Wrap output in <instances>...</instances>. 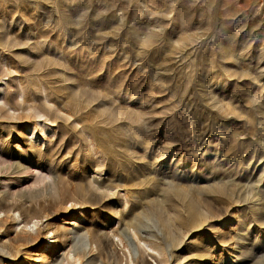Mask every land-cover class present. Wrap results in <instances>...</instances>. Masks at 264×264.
Masks as SVG:
<instances>
[{
  "label": "rangeland",
  "instance_id": "rangeland-1",
  "mask_svg": "<svg viewBox=\"0 0 264 264\" xmlns=\"http://www.w3.org/2000/svg\"><path fill=\"white\" fill-rule=\"evenodd\" d=\"M9 1L0 0V40L18 36L23 43L1 48L10 49V55H3L13 59L19 71L7 73L0 57L1 97H14L17 76L36 97L39 77L47 87L64 88L55 98L60 107L64 92L78 94V85L93 84L88 89L97 93L89 91L94 100L86 105H65L71 114L77 110L72 117L89 112V122L75 126L70 120L66 124L73 129L53 123L51 141L36 145L48 165L38 166L26 157L25 173L19 176L2 170L15 151L36 147L18 138L8 143L4 133H19L25 126L9 109L13 118L0 126V203L4 199L21 208L32 203L38 208L56 205L60 198L66 202L71 193L62 183L70 178L86 183L91 177L115 189L110 198L81 205L77 220L71 212L51 211L52 243L41 239L29 246L24 264H63L66 252L81 255L79 264H127L137 259L134 231L163 237L157 217L146 213L150 205L161 204L170 218L179 211L167 199L171 186L186 189L200 206L208 202L209 207L202 206L208 219L199 226L172 227L177 243H168L167 264H264V0ZM81 125L95 133L92 139L100 145L95 141L94 148L98 145L97 152L105 155H95L103 163L97 175V159L83 139ZM114 126L119 128L117 146L112 141ZM118 161L125 163L126 172ZM48 170L57 174L55 194L44 189L52 182ZM60 175L66 178L61 181ZM38 177L41 183L35 182ZM30 191L40 196L21 203L20 196ZM74 203L68 201L66 207ZM132 217H137L135 227L127 223ZM110 229L123 231L119 237L128 239V251L110 237L114 244L103 255L96 234L108 235ZM204 250L205 257L198 258ZM145 257L149 264H158L160 258L148 250Z\"/></svg>",
  "mask_w": 264,
  "mask_h": 264
},
{
  "label": "bare ground",
  "instance_id": "bare-ground-1",
  "mask_svg": "<svg viewBox=\"0 0 264 264\" xmlns=\"http://www.w3.org/2000/svg\"><path fill=\"white\" fill-rule=\"evenodd\" d=\"M14 1H17V0H14ZM24 1H26V0H24ZM35 1H39V0H35ZM18 3H19V1H18ZM20 3L22 5V2H20ZM14 5H16V3ZM36 5H35V7H36ZM35 16H37V15H35ZM33 18H34V16H33ZM44 22H45V20H44ZM9 39L10 40L7 39L8 41L4 40L5 42L1 41L2 39L0 40V57H1V60H2L1 63H2L3 66H6L5 67L6 68L5 71L7 73L14 72V74H15L18 71L17 70L18 66H17L16 62L13 61V59H10L8 56L5 57V55H3V52H7L10 55V53H9V52H11L10 51V49H11L10 47L18 46V45L22 44L23 42H22L21 38L18 37V36L14 37V38L11 37ZM3 46H6L7 48H10L8 50L9 52L8 51H3V50L1 51V48ZM49 60L46 59L45 61H49ZM26 62H27V60H26ZM51 62H49L50 63L49 65L55 63L54 60L51 61ZM45 63H47V62H45ZM72 65H74V64H72ZM72 68H73V66H71L70 69H72ZM80 70H81V68H80ZM38 71L39 70H37V72ZM48 71H49V69H48ZM50 71H52V70L50 69ZM76 74H77V71H76ZM82 75L85 76V74H82ZM62 76H64V75H62ZM75 77H77V76H75ZM47 78H49V77L47 76ZM64 78H65V76H64ZM68 78H71V77H68ZM73 78L74 77L72 76V79ZM1 79H2V75L0 74V81L2 82ZM38 81H39V93H40V96L36 97L38 95L34 96L33 92H32L33 94L30 93L29 89L27 88V86H25L22 83L20 76H17V79H16L17 88L15 90V95H13L14 97L12 99L9 98V97H6V96L4 98H3V96L1 97V92H2L1 91L2 90L1 86L4 83L3 84L0 83V126H3V124L6 123V122L3 123V121L12 119L13 118V114L15 112H17L16 116H15V119L17 121H20L23 124H25L24 128L19 133H17V131H11V130H8L6 133H4V135L6 137H8L7 138L8 139V143H10V144L15 143V138H18L19 142H22L23 145L30 144L31 146L35 145V147H36V145H38V146L40 145L42 147V144H44L45 142L49 143L51 141L50 138H52L55 135V125H53V123L56 124V122H57L58 125L60 124L59 128L62 126L63 129H64L67 126L66 123L68 121H70V120H71L73 125L77 124L80 121H83L82 124H84V123H86L89 120V117H90V114H88L89 112L86 111L84 113H80L81 117H77V116L74 117L73 116L74 117L73 118L72 115H76L77 114V110L75 109L76 111H74L76 114H73V113L71 114V112H73V111H71L72 109H70L68 107L66 108V106L77 105V104L78 105L79 104L86 105V103L88 104L90 101L94 100V98L92 97L91 93L94 91V93L96 94L97 93V92H95L96 89L95 90L93 89V91H91L92 90L91 88H90V90L88 89L89 87H92L93 84H92V86H90V84H89L88 88H87V85H86L88 83H84L85 85H78L79 87H76L78 89V94L72 92L71 90H69V91L66 90L64 92V93H66L65 96L63 95L64 96L63 99H65V101H64L65 103L62 102L63 106L60 107L58 105L57 101H55V98L57 97L59 90H63L64 88L58 89L59 87H56V88L53 89L52 88L53 85L51 84L52 87H50V85H48L50 87V89H48L49 87H47V83H44L42 81V78L39 77ZM76 81L77 80H75V82ZM50 82H49V84H50ZM78 82H79V80H78ZM79 83H77V84H79ZM47 89H48V91H47ZM51 89H53V91ZM66 89H68V88H66ZM49 90H50V92H49ZM64 93H62V94H64ZM59 96H61V95L59 94ZM63 96H61V97H63ZM56 100H57V98H56ZM96 101H98V100H96ZM58 102H59V100H58ZM62 103L59 102V104H62ZM74 107L77 108V106H74ZM9 109L10 110L13 109L14 113L12 112V115L9 113L10 112ZM67 110H69V111H67ZM112 114H113V112H112ZM115 116H117V115H115ZM99 117H100V115H99ZM72 124H69L71 129H73V127L71 126ZM78 124L80 125L81 123H78ZM9 125L7 126V124H6L5 128L9 127ZM58 125L56 126L57 128H58ZM69 125L67 127H69ZM15 126H14V128H16ZM75 126H77V125H75ZM88 127H89L88 125H86V126H82L81 125L80 130L84 133L83 135H85L84 136L85 138H83V139H85V142H87V144L89 145V148L94 150V151L90 150L93 153L88 150L89 151L88 153H92L93 157L96 158L95 155L100 152V151L97 152L99 150L98 149L99 146L97 145V148L96 147L94 148V146H95L94 143H95L96 139L94 141V139H92V135H95V133L92 134V135L90 133H88L87 132L88 129H85V128H88ZM114 128H115V134L113 133L114 137H113L112 141L115 142V144H116V142L118 143V140H120V139L116 140V138H118L117 137V132H119L118 131L119 128L116 129L117 127H115V126H114ZM77 129H78V127H77ZM91 129L93 130V128H91ZM68 130L71 132L70 129H68ZM63 131H65V130H63ZM81 131H79V132H81ZM135 131H136V129H135ZM65 132H67V131H65ZM82 132L80 133L81 136H82ZM91 132H94V131H91ZM118 135H119V133H118ZM46 136H48L49 138H47ZM71 138H73V137H71ZM108 139L111 140L110 137ZM80 140L82 141L81 138H80ZM98 142L100 143V141H98ZM98 142L96 141L97 144H99ZM119 143H120V141H119ZM119 143H118V145H119ZM87 144L85 143V145H87ZM116 146H117V144H116ZM106 152H107V150H106ZM15 153L16 154H14L10 158L11 160L8 163L9 164L8 167H6L5 170L1 169L2 171H4V175L12 174V175H18L19 176V175L24 174L25 173V169L27 167V159H28L26 157H30L29 161L35 163L38 166L46 167L48 165L47 162H46L47 165H44L45 160L40 157L39 148L38 147H36L35 151L28 150V151L20 153L17 150V152L15 151ZM100 153H102V155H104L103 154L104 152H100ZM24 155H26V156H24ZM96 159H97V161H95L96 165L94 166V169L97 172H94V173H96V175H97V173L101 172V170H102L101 168L103 167L102 166L103 163H101V161L99 160L100 158H96ZM117 160H118V158H117ZM119 160H121V158ZM118 164H119L118 166L121 167V168L119 167V169L123 170L124 167H122V166L125 163H122V162L118 161ZM111 165H112V163H111ZM126 165H127V163H126ZM106 168L108 169V167H106ZM114 169H113V171H114ZM116 169H115V171L118 170V169L117 170ZM144 170H143L142 173H145ZM123 171H125V170H123ZM128 173H130V172H128ZM48 174H50V177H52L51 178L52 182L50 184H46L44 189L46 191L48 190L49 192L51 191V192H53V194H55L56 193V188H57V184L55 183V178H56L57 174L55 175V173L53 171H51V170H48ZM133 174H134V172H133ZM132 175H131V177H132ZM141 176H143V175H141ZM4 177H7V176H4ZM64 177H63V179L66 178V177L65 178ZM60 178H61V181H63L62 176ZM145 178H146V176H145ZM42 179L43 178L38 177V178L35 179V182H38V183L40 182L41 183ZM82 180H84V179H82ZM64 181L62 183L63 187L66 188V190L70 191V193H71V197L68 198V201H71V202L74 201L75 202L74 204H72V206L69 205L70 208L66 207V203L68 201L64 202V200L61 199V198H60V200L58 201V203L56 205L55 204H50V205H47V206L46 205L45 206H40V204H39V207L37 208L36 205L32 203L33 200H35L38 196H40V192H36V191L35 192H31L30 191V193L22 194L20 196L21 198H23V201L21 203H24V204L25 203H32L31 205L28 204L30 206H27L26 208H21L22 207L21 203H20L21 206L19 205L20 206L19 207L17 205H13V204H9L7 202H3V201H5L3 199L2 203H0V213L3 214L2 217L0 218V241L3 244V248H0V264H2L1 261H3V260L8 261V262H15L16 264H24L25 263L24 261L29 258V256H27L28 255L29 246H34L35 247V245L37 243H39L41 239H43L44 241H46V240L49 241L50 242L49 244L52 243V239H53V237H51V235H52L51 232L52 231H50V229H49L50 228L49 224H51V223H49V220L51 218L50 217V215H51L50 212L51 211L57 212V211H60V210L62 211L63 210L65 212H71L73 217H74V220H77L80 217V214H79L80 211L79 210L81 208V205H83V204L84 205L85 204H91L93 200H95V199L99 200V198H101V199L110 198L109 192L115 190L112 187V185L103 186V185H101L102 183L100 184L97 181L92 180L91 177L87 178V181L84 180V181H86V183L83 182V181L81 182V180H78V179L75 181V179H72V178L68 179L65 182ZM33 183H34V181H33ZM116 186L118 187V185H116ZM170 186H171V184L168 183V187H170ZM102 188H104L103 192H101V193L97 192L98 190L100 191ZM44 189H42V190H44ZM167 193H168L167 194V199H169L170 201H173V203L177 204V207L179 208V211L177 210V215L173 212L175 214V217L173 216L172 218H170V216L167 215V212L165 211L164 207L162 208L161 204L156 203V202L152 203L150 205V207H149L150 208L149 211L146 212V213L151 215V216L157 217V219H158V221L160 223V226L163 229V234H162L163 237H160V238H152L151 237L150 238L149 236H142L138 232L134 231L133 235H132V238H134L133 240L137 244L136 245L137 249H138L137 251H139L137 253L139 254V256H138L137 259H134V260L132 259L131 261L128 260L127 264H132V263L133 264H149L146 261L147 259L145 257V250H148V251H150L152 253H155L156 256L160 257L158 260H156L158 264H167L168 259H166L165 254L167 252L166 250L170 251L168 249L169 248V244L168 243L169 242L172 243V244L173 243H177V242H175L176 241L175 240L176 236H174L176 234L173 235V233L171 231L172 227L175 224H181V225H187V227H190V228H194V227L199 226L200 224H202V222H205L208 219V217L206 216V212H204V210H203L205 208H202V206L204 207L206 205L209 207L208 202L206 204L200 206V203H198L194 199V197L192 196V194L190 192H188L186 189L180 188V187L171 186ZM114 194H116V193H114ZM215 196L219 197L217 194ZM65 197H66V195H65ZM217 200L218 199L216 198V201ZM223 201H221V204H223L222 203ZM39 202H41V201H39ZM211 202H212V200H211ZM219 202H220V200H219ZM217 203H218V201H217ZM77 205H78V209H76ZM208 207H206V208H208ZM140 215H139V217H140ZM136 216H138V215H136ZM134 217H135V215H134ZM134 217L129 218L128 221H127V223L130 225V227H135V221H136L137 217L136 218H134ZM42 219H46V221L43 223ZM137 220H139V219H137ZM136 223H138V222H136ZM48 225H49V228H48ZM174 232H175V230H174ZM122 233H123V231H121V230H116V231L111 230L110 233H108V235L107 234L106 235H103V234L98 235V233L97 234L95 233L96 237H97V242H98L99 247L102 250V253H103L104 256L107 253L108 249H109V251L111 250V247L114 244L113 241H112L113 238H117L118 239V241L121 244L122 249H126L127 248V244H125V243L129 242V241H127L128 239L126 237L127 240L125 239L126 241L123 242V239L125 238L124 237L125 235L123 236L124 238L123 237H119L120 234H121L120 236L123 235ZM8 235H12V238H9ZM52 236H54V235H52ZM129 246H131V245H129ZM42 248L47 250L48 249V244H44L42 246ZM130 248H132V246ZM129 252H131V250H129ZM205 255H206V251L205 250L204 251H199L197 257L198 258H201V257L203 258V257H205ZM81 257L82 256L77 254V253H75V255H72L69 252H66L65 255H64V258H63L64 259L63 260L64 261L63 264H69V263L70 264L71 263L79 264L80 260H81ZM150 257L154 258V256H150ZM32 259H34V258H32ZM29 260H31V259H29ZM35 260H36V258H35Z\"/></svg>",
  "mask_w": 264,
  "mask_h": 264
}]
</instances>
